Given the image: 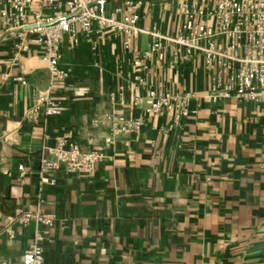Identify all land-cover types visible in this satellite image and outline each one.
I'll list each match as a JSON object with an SVG mask.
<instances>
[{
  "label": "crops",
  "instance_id": "obj_1",
  "mask_svg": "<svg viewBox=\"0 0 264 264\" xmlns=\"http://www.w3.org/2000/svg\"><path fill=\"white\" fill-rule=\"evenodd\" d=\"M185 1L194 0H142L138 24L174 35ZM108 11L122 18L133 9L108 0ZM96 37L74 45L65 36L69 77L54 93L63 109L33 121L26 113L49 85L47 62L34 46L15 64V38L0 23V254L22 264L35 225L16 226L14 239L2 231L10 217L41 210L57 215L44 264H264V104L208 97L199 56L176 67L153 62L151 86L194 92V112L178 123L170 112L146 116L140 134L112 142L108 114H142L133 105V59L150 36L129 38L128 48L123 33ZM21 67L26 84L15 80ZM59 136L113 158L91 174L61 170L55 184L42 183L44 146Z\"/></svg>",
  "mask_w": 264,
  "mask_h": 264
},
{
  "label": "built area",
  "instance_id": "obj_2",
  "mask_svg": "<svg viewBox=\"0 0 264 264\" xmlns=\"http://www.w3.org/2000/svg\"><path fill=\"white\" fill-rule=\"evenodd\" d=\"M125 3L133 12L118 18L108 11V0H0V23L4 32L15 38V64L20 54L35 46L41 50L50 73L47 88L34 92V103L26 113L28 119L37 121L40 113L56 115L63 109L54 93L65 88L69 77L60 61V46L65 36L76 45L80 35H96L100 39L109 32L123 33L126 48L129 38L142 33L150 36L147 49L133 59V105L140 107L142 114L137 117L108 114L112 142L123 135L140 134L146 116L170 112L178 123L194 112L191 103L198 97L194 92L160 91L151 86L153 62H167L176 67L185 57L199 56L211 81L208 97L215 101L233 98L264 104V0L185 1V19L174 35L138 24L142 0H125ZM97 43L94 40V48ZM15 80L28 83L22 67ZM143 99L148 101L146 105H142ZM105 157L113 158L98 150H84L77 141L59 136L53 145L44 146L38 174L42 183L55 184L56 172L91 174ZM261 166L264 167V159ZM18 167L20 176H24L25 165ZM56 220L55 213L41 210L25 211L9 218L2 231L9 239L15 238L16 226L35 225L33 241L22 255V264H44L45 241ZM0 264L11 261L0 254Z\"/></svg>",
  "mask_w": 264,
  "mask_h": 264
}]
</instances>
